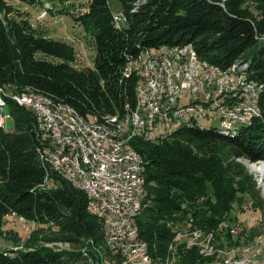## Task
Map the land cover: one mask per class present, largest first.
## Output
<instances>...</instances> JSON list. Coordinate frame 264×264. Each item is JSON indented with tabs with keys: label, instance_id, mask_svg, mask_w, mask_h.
Here are the masks:
<instances>
[{
	"label": "trees",
	"instance_id": "16d2710c",
	"mask_svg": "<svg viewBox=\"0 0 264 264\" xmlns=\"http://www.w3.org/2000/svg\"><path fill=\"white\" fill-rule=\"evenodd\" d=\"M19 1L52 3L55 13L73 15L96 55L93 67H77L73 45L38 32L0 0V90L33 91L87 120L122 118L135 109L140 77L129 62L149 48L192 45L204 62L222 69L243 63L247 80L264 84V0H117L118 10L112 0H88L83 12L71 11L69 0ZM47 10L54 12L50 5ZM117 11L125 14L126 27L116 24ZM6 101L15 128L0 126V237L14 215L48 229L31 235L24 249H0V264H122L106 246L102 221L87 211L88 195L43 160L34 113ZM260 109L261 117L236 134L192 125L164 140L132 141L144 159L149 201L137 219L139 238L154 261L165 263L174 252L171 264H224L225 252L264 235V196L244 165L264 163V91ZM247 198L260 212V227L247 238L239 224V236L222 234V225L238 222L232 213L236 206L243 212ZM180 223L186 225L178 229ZM196 230L214 234L213 257L176 240L179 232Z\"/></svg>",
	"mask_w": 264,
	"mask_h": 264
},
{
	"label": "bare ground",
	"instance_id": "6f19581e",
	"mask_svg": "<svg viewBox=\"0 0 264 264\" xmlns=\"http://www.w3.org/2000/svg\"><path fill=\"white\" fill-rule=\"evenodd\" d=\"M43 12H45L46 15L42 19L48 15L46 7L42 10L41 14ZM125 20L126 24H128L126 16ZM115 21L119 27L127 26L117 23L116 14ZM175 53L176 55H182V75L197 73V66H192L191 57L193 54L197 56L192 45L174 47L162 46L158 49L149 48L143 50L137 57L130 60L129 71L135 72L140 77V82L136 88L137 105L134 110L130 111L122 118L106 116L103 121H99L97 118L87 120L86 118L81 117L73 108L67 105H57L48 97L38 95L33 91L23 92L16 95L14 94L15 96L13 95L10 97L11 100L18 103L21 107L28 108V104L19 103L20 97L24 100L31 101L32 104L36 106L49 107L47 108V115L51 117L53 121H64V126L71 129V132L70 130H63V132H61V139L73 141L75 134V137L78 138L77 146L85 147L88 157L91 158L92 165L100 164V157H98V150H96L97 141H94V134L107 135L113 142L121 143L118 145V156H125V160H120V165L106 167V170L89 172L88 180L91 182L109 180L110 175L120 176L122 174V168H128V160H132V154H134V152L137 154L139 157V166L144 169V177L142 178V187L138 202H130L127 204V212H132V215L130 218V224H127L126 231H124L123 235H121V242L132 244H125L123 248L114 249V254H120L122 264H171L175 257L174 252H171L165 263H162V261L156 262L148 256L147 244L140 240V238H137V236H139L137 219L144 208L145 202L147 205L149 201H147L148 191L145 178L146 168L144 159L142 155L139 154V152L131 145L134 139H141L144 142H156L164 140L168 137L167 128L165 127L164 122L165 111H171V102L173 99L180 101L182 107H190L188 95L180 93L179 84L176 83V80H171L173 66L181 67V58L180 56H174ZM246 68L247 66L243 63H234L227 69H222L208 62L203 63L205 76L210 81H217V72L220 73V75H230L227 83L228 93L232 94V97H238V99L232 100V107H247L249 111H244V115L239 116L238 113H232L231 111H219L217 107H208V118L198 112L185 113L184 118L180 121L176 118H169V126L172 128V131L174 132L179 128L192 125L200 126V120H209L219 122L222 121L223 125L220 122L217 127L221 132L226 134H236L241 127L250 126L256 119L260 118L262 115L260 109V96L264 91V84L258 83L259 86H255L252 90H243V88L237 87L240 86V79L242 82H246V84H253L252 81L247 80V75L245 74ZM149 78H154V88H158V96L161 99V102H155V98L147 99V92H144V89L147 87ZM189 87H199V78H189ZM207 92L212 93V98L215 102L226 103L224 88L216 87L215 90V82H207ZM6 94L7 92L4 89L0 90V126L4 128L8 119L4 116V108L7 102V99H5ZM197 103H204V96H197ZM154 105L155 114H152L154 111ZM66 117L69 119H66ZM115 118L125 119V122H120V129H115L112 125V120H115ZM152 135L155 136V139L148 137ZM42 141L43 145L51 146V151H53L55 155L64 154V147L57 143L58 135L50 136V134H42ZM105 152H113V145L105 144ZM44 161L48 164L51 171L58 175V172L52 169L51 163L47 160ZM101 164H114V157H101ZM260 169L261 170H258V172L261 175H264V169ZM74 171L86 172V165L83 164L82 155H75ZM73 186L76 189L85 192L88 195V198L92 197V189H90V185L77 184ZM107 191H110V184H102V187H100V194H107ZM123 201H132V192H124ZM90 207L91 199L89 198L87 211L89 214L102 221L105 243L107 248L111 251V242L108 240V233L105 230L106 220L104 219L103 214L92 213ZM14 216L16 217V215ZM21 218L22 220H19L20 222H27L24 217ZM238 229L241 230L238 227H227V231L233 236L238 234ZM136 232L137 235H134ZM202 235L205 234L199 230L194 233H188L186 236H188V238L194 243L189 244L188 247L194 246ZM206 237L204 245H198H201L204 248L202 250L203 255L212 256L211 254H213L214 251L212 238H214V234L207 235ZM198 245L196 244V246ZM132 247L133 249L139 250L135 255L131 256ZM170 251H172V246ZM147 257L148 261H146ZM226 263L231 264V261H226ZM242 264H249V262Z\"/></svg>",
	"mask_w": 264,
	"mask_h": 264
},
{
	"label": "built area",
	"instance_id": "2783aa9c",
	"mask_svg": "<svg viewBox=\"0 0 264 264\" xmlns=\"http://www.w3.org/2000/svg\"><path fill=\"white\" fill-rule=\"evenodd\" d=\"M117 16V23L122 25H127L125 20V14L121 11L115 12ZM181 67H174L171 74V80H176L179 84L180 93L188 95L190 100V107H182L180 101L175 99L171 102V111H165V127L167 128L168 135L173 133L172 128L169 126V118H176L178 121L184 118L185 113L198 112L205 116H208V107H217L219 111H231L232 113H238L244 115V111H249L247 107H232V100L238 99V97H232V94L228 93L227 83L229 81L230 75H220L217 72V81H210L205 76V71L203 70L204 61L193 54L192 66H197V73H191L190 75H182V55ZM131 60V59H130ZM189 78H199V87H189ZM207 82H215L216 87H223L226 95V103L215 102L212 98V93L207 92ZM255 86H259L256 81L253 80V84H246L240 79V86L244 89H253ZM144 92H147L148 98H155V102H161L158 96V88H154V78H149L147 87H145ZM197 96H204V103H197ZM5 99H10V94H6ZM19 103L28 104V109L31 110L36 117V128L38 130V135L42 142V134L58 135V144L64 147L63 155H55L51 151V146H45L42 142V154L43 159L51 163L52 169L58 172L60 179L68 182L72 185L85 184L90 185L92 189L91 207L92 213L103 214L106 220L105 230L108 233V240L111 242V253L114 255V249L123 248L125 244L121 242V235L126 231L127 224H130V218L132 212H127V204L130 202H138L140 197V191L142 187V178L144 177V169L139 166V157L134 152L132 154V160H128V168H122V174L120 176H111L109 180H102V182H91L88 180V173L97 170H106V167L120 165V160H125V156H118V145L121 143H115L107 135L94 134V141H97L98 157H100L99 165H92L91 158L88 157V153L84 146H77V139L74 134L73 141H66L61 139V132L63 130H70L64 126V121H53L51 117L47 115V108L32 104L29 100H24L20 97ZM18 104V103H17ZM257 113V112H254ZM155 114V105L154 111ZM1 119V112H0ZM66 119H69L66 117ZM9 120V119H8ZM120 122H125V119L112 120V125L115 129H120ZM223 125V122L220 121ZM137 129V128H136ZM155 139V136H148ZM158 140V139H157ZM105 144L113 145V152H105ZM75 155L83 156V164L86 165V172L74 171ZM101 157H114V164L102 165ZM102 184H110V191L107 194H100V187ZM56 188V184H54ZM132 192V201H123V193ZM15 218L22 220L21 216L17 215ZM227 233V227L223 228V233ZM137 235V232L134 233ZM139 238V236H137ZM141 240V239H140ZM188 241V236L186 240ZM139 249H133L131 256L135 255ZM224 258L225 261H233V264H241L243 256L237 254V248L233 247L232 255ZM148 261V257L146 258ZM215 264V261H214ZM252 264V261H251Z\"/></svg>",
	"mask_w": 264,
	"mask_h": 264
},
{
	"label": "rangeland",
	"instance_id": "374dc122",
	"mask_svg": "<svg viewBox=\"0 0 264 264\" xmlns=\"http://www.w3.org/2000/svg\"><path fill=\"white\" fill-rule=\"evenodd\" d=\"M6 1L8 2V4L14 7V10L17 13H19L23 17L28 18L31 24L33 25V27L38 32H42L45 36L51 37L55 40L66 42L68 44L73 45L78 55L76 61L77 67L79 68L93 67L96 50L90 43V37L86 35L83 27L74 20V18L72 17L73 15L71 16L60 15L55 13L58 7L57 6L54 7L53 4L50 3L49 5L50 7H53L54 12H52L53 14L51 12H48V15L44 19H42L46 15L45 12L41 14L42 10L44 9L42 4L29 5L19 0H6ZM70 3L74 4V6L71 8V11L83 12L86 9L88 0H69L67 4L70 5ZM111 4L113 10H118L121 8V5L117 0H112ZM49 5H46L45 7L48 8ZM20 93L22 92L14 91V89H9L7 92V94H10V97H12L14 94L16 95ZM9 111H10V107L5 106L4 116L9 119V120L7 119L5 130L7 132H13L15 128V123L14 120L9 116L10 113ZM199 123L200 125H204L206 127H218L220 124L219 121H209V120H200ZM244 165L249 170V172L255 177L258 187L260 188L262 195L264 196V175H261L258 172V170H261L260 168L264 169V163L254 164L250 162H244ZM246 200L247 202L243 208V212H241L236 206L232 213L233 217H237L238 222L232 223V225H228V223H225L224 225H222L220 230H223L225 226L237 228V225L239 224L244 230H246V234H244V236H246L247 238L250 235L251 230L253 231L254 229L260 227L261 224L260 212L253 210L250 205L251 201L248 198ZM184 225H186V223H180L178 224L177 227L179 229L182 228V226ZM47 227L48 226H40L39 224L28 221L26 223H22L17 218H15V216L7 217L5 219L4 229L8 234L6 237H0V249L11 250L14 249L16 246H19L20 249H24L26 248V245L29 244V237H31V235L35 234L36 231H38L41 228L48 229ZM242 228H240L241 230L238 229V234L235 237L241 234ZM53 230H56L54 226H52L51 231ZM45 232H48V230H46ZM191 232L194 233L195 231H190V232L185 231L182 233L179 232L181 235L178 233L176 240L177 241H181L182 239L186 240V235ZM206 238L207 237L205 235H202L196 244L204 245V243L206 242L205 241ZM214 238H212L213 245L215 240ZM242 241L243 243L240 244V246L237 248V254L240 255L241 257L243 256V260L241 261V264L248 262L249 264H251V261L252 264H264V235L261 234L255 237L251 242H245L244 239ZM185 242L188 246L189 244H194L189 238H188V242L187 241ZM196 244L191 247H196ZM198 247L202 248L201 249V254H202V250L204 248L201 245L200 246L198 245ZM215 251L216 250L214 248L213 254L215 253ZM232 253L233 250H230L228 252H225L224 256L228 257ZM203 256L213 257L210 255L206 256L205 254ZM106 264H110V263L106 262ZM225 264H227L226 261ZM231 264H233V261H231Z\"/></svg>",
	"mask_w": 264,
	"mask_h": 264
},
{
	"label": "water",
	"instance_id": "95a60500",
	"mask_svg": "<svg viewBox=\"0 0 264 264\" xmlns=\"http://www.w3.org/2000/svg\"><path fill=\"white\" fill-rule=\"evenodd\" d=\"M250 163H253V162H250Z\"/></svg>",
	"mask_w": 264,
	"mask_h": 264
},
{
	"label": "crops",
	"instance_id": "0c3cea01",
	"mask_svg": "<svg viewBox=\"0 0 264 264\" xmlns=\"http://www.w3.org/2000/svg\"><path fill=\"white\" fill-rule=\"evenodd\" d=\"M5 109V108H4Z\"/></svg>",
	"mask_w": 264,
	"mask_h": 264
}]
</instances>
